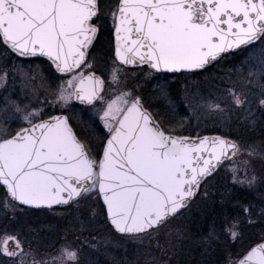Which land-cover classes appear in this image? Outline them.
Listing matches in <instances>:
<instances>
[{
  "label": "snow or ice",
  "instance_id": "obj_1",
  "mask_svg": "<svg viewBox=\"0 0 264 264\" xmlns=\"http://www.w3.org/2000/svg\"><path fill=\"white\" fill-rule=\"evenodd\" d=\"M229 55L244 59L212 77L226 87L169 95V73L198 75ZM40 57L45 66L20 62ZM177 108L188 116L175 121ZM189 119L229 131L185 135ZM230 121L264 137V0H0V264H90L113 232L145 249V264H264V139L234 136ZM257 184L255 203L225 214ZM21 205L63 209L55 246L9 227Z\"/></svg>",
  "mask_w": 264,
  "mask_h": 264
},
{
  "label": "rangeland",
  "instance_id": "obj_2",
  "mask_svg": "<svg viewBox=\"0 0 264 264\" xmlns=\"http://www.w3.org/2000/svg\"><path fill=\"white\" fill-rule=\"evenodd\" d=\"M106 35L107 34H105V36ZM241 59H244V57L228 56L223 60L224 62L227 63L223 64L219 62L218 64L215 65V67L212 70L209 69L206 72L200 73L198 75H189V76H185L184 74L167 75L166 79L169 85V95L174 97L176 93L182 92L183 87L187 83H191L193 89L199 88L205 94H207L210 90H214L218 83H219V87L221 88L226 87L227 86L226 80L223 82H218L212 79V77L225 76L234 66H239ZM23 63L26 65L29 64V63H25V61ZM35 65H42V63L36 62ZM16 81H18L19 86L22 87L20 83V78L16 79ZM144 95L146 98L151 97L152 95L151 90L150 89L146 90ZM153 101H158V103L160 104L159 106L160 108L155 105L156 108H158V110L155 109V106L153 107L157 112H160L165 117L164 123L167 125L168 118L167 116H165V108L167 107L166 101L162 99H155ZM174 116H175V121H178L181 118L187 117L188 113L183 108H177L174 113ZM87 119H88L87 116H85L84 120L86 121ZM229 123L231 124V132L234 136L238 134L247 140H256L257 142H260L261 139H264V137H262L261 133L258 131L259 127H257L254 131L246 130V129H244L243 131L242 128H239V130H235L234 128L237 127V125L232 121H230ZM228 131L229 129L226 125H223L218 120H214V119H208V120L202 119L199 123H197V121L193 119H189L184 125V134H189V135H196V134L201 135L206 133L224 134L225 132ZM255 165H256L255 173L259 176L261 171V163L259 159H257L256 163L253 166ZM256 193L258 192L256 191ZM3 195H4L3 190L0 189V198H2ZM257 195L259 196V194ZM213 199H217V197H214ZM238 199L242 201L240 198ZM235 201L237 202V200H234L233 202L225 206V210L233 213L232 215L241 213V209L239 208V206H237L238 204L236 205ZM231 204L232 207H234V209H232ZM236 206L239 209L238 212H236L237 210ZM209 207L214 211L217 212L220 211V205L218 203L212 204ZM21 208L24 209V212L18 215L16 224L9 225V227H13V226L19 227L23 225L25 228H27L30 226L31 228L37 230V239L40 240L41 243L44 242L45 245H51L50 244L51 242L53 244H56L60 240L61 236L63 235V228L65 226L66 221L63 216L58 215L57 213L62 212L63 209L54 208L50 211H42L34 208H25V207H21ZM195 215H197V213L193 214V216ZM6 223L7 222L4 220V218L0 217V229H3ZM190 227L192 228V231L195 232L197 227L202 228L203 224L196 225L195 223H192ZM247 230L248 228L244 230L242 239L239 242H237L235 251L239 252L241 249H243V247L246 248L248 246L245 245L247 242L245 238L246 237L245 232ZM103 231L104 233H107L108 232L107 227H105ZM53 235L54 237L55 236L56 237L51 239ZM110 238L114 241L113 243L103 245L98 249H91L88 251L87 257L89 262L91 260L90 257L93 255V253L95 254L96 259L101 257L102 260L103 258H105L106 259V263L104 262L105 264H145V261L149 259L145 249L140 248L137 245L124 240L120 234L113 232ZM152 254L155 255L157 259H164V257H162V255L159 252H156L155 250L152 251Z\"/></svg>",
  "mask_w": 264,
  "mask_h": 264
},
{
  "label": "trees",
  "instance_id": "obj_3",
  "mask_svg": "<svg viewBox=\"0 0 264 264\" xmlns=\"http://www.w3.org/2000/svg\"><path fill=\"white\" fill-rule=\"evenodd\" d=\"M258 131L260 132V129H258ZM261 133V132H260ZM254 168H256V165L255 166H253ZM223 174V173H222ZM256 174V173H255ZM257 175V174H256ZM258 176V175H257ZM2 190V189H1ZM262 189L260 188V185L258 184V185H256V191L258 192V193H256V191H247L246 189H241L240 191H238V192H235V195H236V199H234V200H239L238 198H240L242 201H240L239 200V203L240 204H243V203H246L247 201H249V200H251V201H253L254 203L257 201V199H258V195L257 194H259L260 193V191H261ZM235 191V190H234ZM233 200V201H234ZM232 201V202H233ZM236 202V201H235ZM238 203L236 202V205H237ZM212 205V204H211ZM210 206V205H209ZM237 206H239V204L237 205ZM237 206H236V212H238L239 211V209L237 208ZM21 207H24V206H21ZM231 207H232V204H231ZM25 208H27V207H25ZM240 208V207H239ZM232 209H234V207H232ZM241 209V208H240ZM259 210V206L257 207V211ZM42 211H50L49 209H44V210H42ZM194 214V213H193ZM225 214H233V213H231L230 211H226L225 210ZM245 234H246V240H247V242H246V246L247 245H249L250 243H252L253 241H256L257 239H258V237L260 236V234H261V231H260V229L257 227V228H248V230L245 232ZM56 237V236H55ZM54 237V235L52 236V238L51 239H53V238H55ZM47 243V242H46ZM58 243V242H57ZM56 243V244H57ZM42 244H45L44 242H42ZM51 244V246H55L56 244H53L52 242L50 243ZM243 249H244V247H243ZM243 249H241L240 251H242ZM93 252H95V251H93ZM91 258V260H90V264H105L106 263V259L105 258H103L102 260H101V257L100 258H98V259H96L95 258V254L93 253V255L90 257ZM96 261V262H95ZM105 262V263H104Z\"/></svg>",
  "mask_w": 264,
  "mask_h": 264
},
{
  "label": "flooded vegetation",
  "instance_id": "obj_4",
  "mask_svg": "<svg viewBox=\"0 0 264 264\" xmlns=\"http://www.w3.org/2000/svg\"><path fill=\"white\" fill-rule=\"evenodd\" d=\"M107 35L103 38V44H102V47L104 48V50L105 51H107L108 50V44H107ZM230 56V55H229ZM46 60V58H44V57H40L39 59H36V58H29L28 60H23V59H21V63H23L24 61H25V63H29V64H32V65H34L35 66V63L36 62H40V63H42V65H40V66H45L44 65V61ZM28 61V62H27ZM30 61H32V62H30ZM221 63H223V64H225V63H227V62H224V61H221ZM24 64V63H23ZM26 65V64H25ZM215 67V66H214ZM213 66H211L209 69L210 70H212L213 68H214ZM208 69V70H209ZM17 79H19V77L17 78ZM9 84L12 86V88L13 89H15V90H18L19 88H21L20 86H19V82L18 81H16L15 80V82H13V81H9ZM160 106V104L158 103V101H152V108L154 109V107L153 106ZM156 106H155V109H157L158 110V108H156ZM160 108V107H159ZM160 113V112H159ZM161 114V113H160ZM162 115V114H161ZM163 116V115H162ZM87 121V120H86ZM89 123H91V122H89ZM235 130H239V127L237 126V127H235L234 128ZM243 131H244V129H243Z\"/></svg>",
  "mask_w": 264,
  "mask_h": 264
},
{
  "label": "water",
  "instance_id": "obj_5",
  "mask_svg": "<svg viewBox=\"0 0 264 264\" xmlns=\"http://www.w3.org/2000/svg\"><path fill=\"white\" fill-rule=\"evenodd\" d=\"M238 51V50H237ZM204 135H213V134H204ZM21 206H24V205H21ZM25 207H28V206H25ZM53 208H60L58 206H53Z\"/></svg>",
  "mask_w": 264,
  "mask_h": 264
}]
</instances>
